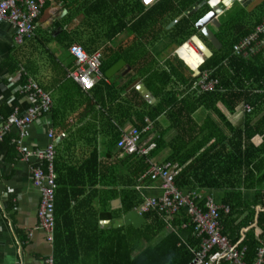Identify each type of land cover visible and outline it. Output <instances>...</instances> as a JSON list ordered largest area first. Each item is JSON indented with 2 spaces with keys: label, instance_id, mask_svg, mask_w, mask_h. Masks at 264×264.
I'll use <instances>...</instances> for the list:
<instances>
[{
  "label": "crops",
  "instance_id": "1",
  "mask_svg": "<svg viewBox=\"0 0 264 264\" xmlns=\"http://www.w3.org/2000/svg\"><path fill=\"white\" fill-rule=\"evenodd\" d=\"M89 1L48 0L49 6L37 21L35 38L25 40L22 44L15 42L14 27L6 21L0 22V264H44L45 256L50 253L54 259L56 219L62 232L74 229L77 242L80 243L79 248H83L84 251L87 248L90 250L87 240H92V236L99 232L94 227L95 222L99 229L110 227L112 224L124 225L122 219L124 214L115 221L109 219L111 211L121 208L119 192L125 188L124 184L129 179L126 154L121 153L114 140L116 137L119 140L124 131L135 126L128 120L123 123L114 122L117 129H113L111 122L104 116L112 118L117 114L120 116L125 111H118L119 108L116 112L111 111L109 107L115 106L110 105L112 103L108 100H104L105 106L101 102L98 103L99 101L96 102L97 98L94 99L90 92H83L80 85L68 75L75 61L69 47L73 44L80 45L81 39L75 37V41L69 44L74 38L73 32L81 33L82 39H91L95 35L93 31L98 32L91 27L84 15ZM160 2L150 7L143 6V9L138 11L136 5L141 4L140 0L111 1L116 15L111 20L103 21L99 26L103 31L120 25L128 18L131 20L125 29L118 30L109 41H106V45L113 49H123L122 53L125 58L127 57L120 58L126 65L116 70L111 77L105 76L107 84L115 83V95L123 100L124 108L130 109L132 106L135 110L142 99L150 104L157 100L152 89L142 79L138 78L131 84L128 83L127 79L134 78L136 71L145 72L147 65H150L149 70L162 69L170 77L163 78L167 86L181 90L186 85L188 76L199 74L200 61L192 60L189 51L194 50L202 61L208 57L206 53L200 52V47L195 48L194 36H198L210 50L208 45L210 41L202 32L197 31L195 23L194 34L186 40L181 39L183 35L181 22L183 18H190V7L183 8V0H166V6L163 5L164 2ZM235 4L243 6V3L238 1H234L231 7L223 6L222 12L217 16L218 20L225 19L226 8L230 9L228 14L233 12L237 6ZM67 15L70 17L66 18ZM207 27L215 35L217 27L210 23ZM213 46L219 48L221 43ZM98 50L101 51L102 47ZM22 77H25L24 81H21ZM29 80L37 85L35 90L48 94L50 98L48 110L44 111L39 106L41 104L39 98L22 90L23 85L25 86ZM133 88L139 92L142 99L138 95L136 97L132 92ZM189 90H192V87ZM244 105L250 107L242 103L237 107L238 113L228 114V118L236 123L243 113L250 112L251 107L250 111H247L242 108ZM14 109L20 114H29V111L34 109L33 112L38 114L27 124L22 135L14 126L6 132L3 131V125ZM206 114L207 111L199 109L195 117L201 122ZM173 131V129L168 131L165 138L170 139ZM4 137H9L11 144L15 143V156L1 141ZM17 140L28 149L25 152L29 151L31 155L28 157L22 155ZM261 141L259 135L252 139L256 145ZM52 143L56 144L55 160L59 167L58 182L55 183L54 189L61 201L59 200L57 207L54 201V230L51 243L46 238L47 233L39 226L37 209L40 192L33 185L31 174L33 167L46 168V162L41 161L34 152L43 150ZM167 152L164 150L154 158L163 161ZM147 170L139 176L133 186L143 197V202L146 197L161 194L156 187L157 183L145 175ZM54 174L56 180L55 170ZM146 178L150 183L144 182ZM176 188L184 193L193 192L197 196L212 195L216 201L223 195L222 190L200 187L180 189L176 186ZM113 191L116 195L112 193ZM68 195L71 197L65 203ZM250 195L251 193H246V197ZM180 212L186 214L183 208ZM165 228L169 230L166 223ZM262 234V229L256 227L255 236L259 239V244L252 261L245 260V247L237 250L242 261L251 263L258 259V249L264 240Z\"/></svg>",
  "mask_w": 264,
  "mask_h": 264
},
{
  "label": "trees",
  "instance_id": "2",
  "mask_svg": "<svg viewBox=\"0 0 264 264\" xmlns=\"http://www.w3.org/2000/svg\"><path fill=\"white\" fill-rule=\"evenodd\" d=\"M160 1L166 6V0ZM198 1L200 0H183V8L190 7V10ZM208 1L205 0L206 3L192 13L189 19H182V40L194 34V23L210 10ZM235 5L236 8L229 14L227 12L230 9L226 8L225 19L219 20L220 25L215 36L221 46L217 48L211 45V42L208 43L210 56L200 61L199 74L188 76L183 89L168 87L163 78L170 77L164 70H149L150 65H147L145 72L138 70L137 74H134L135 77H129L127 81L131 84L135 79H142L157 99L153 104L142 99L139 92L133 88L132 92L142 100L135 110L130 106V111L129 108L122 107L123 100L115 95V83L109 85L105 80H100L89 92L94 99L97 98L96 102H101L103 106L104 100L111 102L110 105L115 106L109 107L111 111L116 112L117 108L118 111H125L120 115L125 116V119H121L118 114L112 118L104 116L111 122L113 129H117L114 122L123 123L130 120L135 127L143 131L148 125L146 119L151 122V128L142 132L141 142L155 143V147L149 152L150 157L167 150L163 160L176 161L182 166L174 179L178 188L200 187L223 191L217 202L228 206L229 210H221L222 233L237 250L245 247V260L252 261L259 244L255 228L260 227L264 236V59L259 55L249 58L233 55L232 47L262 21L264 0L250 11L245 6ZM48 6L49 2L45 0L39 17ZM136 6L138 11L143 9L142 4L140 7ZM113 8L114 5L109 0H90L84 15L91 27L98 32L93 31L95 35L91 39H82V34L74 31V38L69 42L71 44L75 41V37L81 38L79 43L88 53L102 47L103 73L115 61L125 58L123 49H113L106 45V41L118 30L125 29L131 21L128 18L120 25H115L113 30L108 28L101 31L100 24L116 15ZM68 17L70 15L66 18ZM36 33L29 39L35 38ZM192 53L199 56L194 50ZM192 57V60L199 62L196 57ZM203 73H207L209 79L217 82L215 88L203 92L189 90ZM24 79L25 77H22L21 81ZM242 103L248 104L251 111L243 113L240 120L234 123L228 118V114L238 113L237 107ZM199 109L207 111L201 122L195 117ZM171 129L174 134L170 139H166L165 135ZM257 135L262 139L258 145L252 142L253 137ZM117 139L116 137L114 144ZM1 141L15 156V143L11 144L9 137H4ZM125 159L128 162L129 179L124 184L125 188L119 192L121 208L111 211L110 221L120 219L122 214L143 202V197L133 186L139 176L149 168V164L144 157L135 154L125 155ZM58 169L54 158L55 183L58 182ZM144 182L150 183L148 178ZM112 193L116 195L115 191ZM246 193L251 195L246 197ZM69 197L71 196L66 197L65 203L69 201ZM59 200L61 201L55 191V207ZM142 215L145 222L138 228L112 224L110 227L99 229L95 222L94 227L99 232L92 236V240H87L90 250L87 248L85 251L79 248L80 243L77 242L74 229L62 232L56 219L53 244L55 264H191L193 255L190 247L197 246L201 237L196 235L191 224L186 228L181 227L183 221H188L187 215L181 213V219L174 218L172 224L175 230L168 231L164 220L155 210L150 209ZM157 237L158 241L154 242Z\"/></svg>",
  "mask_w": 264,
  "mask_h": 264
},
{
  "label": "built area",
  "instance_id": "3",
  "mask_svg": "<svg viewBox=\"0 0 264 264\" xmlns=\"http://www.w3.org/2000/svg\"><path fill=\"white\" fill-rule=\"evenodd\" d=\"M44 1L0 0V22L6 21L15 28V42L17 44H22L26 39L35 35L36 20L40 15ZM158 1L160 0H140L144 7H150ZM69 51L75 61L68 75L80 85L83 92H89L100 80H105V75L101 71V51L88 53L78 44L71 45ZM232 54L243 58L259 55L264 59V19L255 25L248 35L233 45ZM216 83L215 80L209 79L207 73H203L192 89H196L197 92L210 91L215 88ZM35 89H37V85L30 80L22 87L24 92L40 99L41 104L39 106L44 111L48 110L50 108L48 94ZM242 108L250 111V107L247 105L242 106ZM33 110L31 109L29 114H20L17 109H14L3 125V131L6 132L14 126L20 130L22 135L27 124L38 115ZM146 121H148V125L143 131L151 128V122L148 119ZM143 131L137 127L124 131L117 142V147L122 154H135L146 159L149 169L145 175L157 183L156 187L161 191V194L146 197L145 201L134 209L141 215L150 209L155 210L167 224L169 230H175L172 220L174 218L181 219L180 210L183 208L188 221H183L181 227L186 228L191 224L196 235L201 237L197 246L190 247L193 255L191 264H264V240L258 249V259L255 262L242 261L239 251L222 233L221 210L228 212L229 207L218 203L212 195L197 196L193 192L179 191L174 184V179L181 170V166L173 161H159L150 157L149 152L155 147V143L145 144L141 142ZM17 143L22 155L25 157L31 155L29 151L25 152L28 149L21 141L17 140ZM55 145L52 143L45 149L34 152L41 161L46 162L47 169L39 166L33 167L31 174L32 183L40 192L37 209L39 226L47 233L46 238L51 243L53 242L54 230ZM44 264H54L51 253L45 256Z\"/></svg>",
  "mask_w": 264,
  "mask_h": 264
},
{
  "label": "water",
  "instance_id": "4",
  "mask_svg": "<svg viewBox=\"0 0 264 264\" xmlns=\"http://www.w3.org/2000/svg\"><path fill=\"white\" fill-rule=\"evenodd\" d=\"M114 2L117 0H110V2ZM230 2L229 0H209L208 4L210 6V10L207 11L206 13H204L196 22H195V28L197 29V31L202 32V34H204V36H206V38L215 46L220 45L219 40L217 39V37L208 29L207 24H212L215 27H219L220 23L219 20L217 18V16L222 12L223 10V6H230ZM205 0H200L198 1L197 4H195L194 6H192V8L190 9L189 13H195L197 10H199L204 4H205ZM221 4V5H220ZM195 38V46L196 48L200 47V52H204L206 53V55H210L211 52L208 50V48L206 47V45L201 41L200 38H198V36H194ZM196 43L198 45H196ZM190 54L192 52V50L189 51ZM191 56L196 57L198 61H202L200 60L199 56L194 55L193 53L191 54ZM123 65L125 64V61L123 59L118 60L117 62H115L108 70H106L105 72V76L107 77H111L114 72L116 70H118L119 68H122ZM127 68H129V66H126ZM127 71V70H126ZM123 223L125 226L128 225H132L135 228L140 227L144 222H145V217L141 214H139L136 210L131 209L130 211L124 213L123 217Z\"/></svg>",
  "mask_w": 264,
  "mask_h": 264
},
{
  "label": "rangeland",
  "instance_id": "5",
  "mask_svg": "<svg viewBox=\"0 0 264 264\" xmlns=\"http://www.w3.org/2000/svg\"><path fill=\"white\" fill-rule=\"evenodd\" d=\"M261 0H254L253 2H251V5L249 6V7H246L249 11L252 9H254L255 8V6L260 2ZM221 5V4H220ZM197 117H198V115H196ZM239 121V120H238ZM174 133V131L172 132V134ZM158 239H159V237H157L156 239H155V241L154 242H156V241H158Z\"/></svg>",
  "mask_w": 264,
  "mask_h": 264
},
{
  "label": "flooded vegetation",
  "instance_id": "6",
  "mask_svg": "<svg viewBox=\"0 0 264 264\" xmlns=\"http://www.w3.org/2000/svg\"><path fill=\"white\" fill-rule=\"evenodd\" d=\"M230 5L234 2V1H238L243 3V6L245 7H249L251 5V2H253L254 0H230Z\"/></svg>",
  "mask_w": 264,
  "mask_h": 264
}]
</instances>
